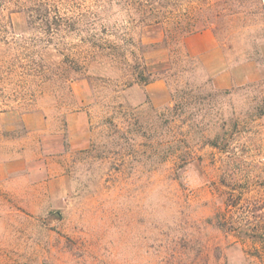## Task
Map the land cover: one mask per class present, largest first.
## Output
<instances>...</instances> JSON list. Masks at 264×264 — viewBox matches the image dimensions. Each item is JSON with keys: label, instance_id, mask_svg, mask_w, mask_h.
Wrapping results in <instances>:
<instances>
[{"label": "rangeland", "instance_id": "374dc122", "mask_svg": "<svg viewBox=\"0 0 264 264\" xmlns=\"http://www.w3.org/2000/svg\"><path fill=\"white\" fill-rule=\"evenodd\" d=\"M76 2L96 11L80 32L0 14V164L30 163L0 170V264H264V238L230 231L264 237V0H179L214 32L228 89L218 58ZM139 64L152 83L131 80Z\"/></svg>", "mask_w": 264, "mask_h": 264}, {"label": "trees", "instance_id": "16d2710c", "mask_svg": "<svg viewBox=\"0 0 264 264\" xmlns=\"http://www.w3.org/2000/svg\"><path fill=\"white\" fill-rule=\"evenodd\" d=\"M109 4L121 6L129 14L138 16L144 28L149 29L148 31L161 30L163 46L169 48L174 54L187 58L190 56L186 52H182L184 38L207 27V21L199 19L193 14L181 12L179 0H117L116 3L109 0ZM98 10L99 12H108L111 8L102 7V9H97V13ZM4 12H9V15L24 13L30 24H35L40 28L44 27L49 32L58 33L83 31L82 23L88 18V15L92 13L93 17H96V11L89 13L76 0H0V14ZM91 25H95V21L91 22ZM141 65L139 64L136 69L140 70ZM157 72L150 71L148 67H145L144 70L137 71L136 77L131 80L134 83L148 85L153 82ZM229 198L234 200L236 196L231 195ZM227 206L228 208L235 207V202ZM223 215L224 213L221 212L218 214L219 225L222 228L226 221ZM230 231L234 232L240 240H251L253 243L263 242L261 240L264 237L258 234L244 233L235 228Z\"/></svg>", "mask_w": 264, "mask_h": 264}, {"label": "crops", "instance_id": "0c3cea01", "mask_svg": "<svg viewBox=\"0 0 264 264\" xmlns=\"http://www.w3.org/2000/svg\"><path fill=\"white\" fill-rule=\"evenodd\" d=\"M183 48L185 52L190 56L194 57L196 59L201 60L202 62H209L214 61V59L218 58L220 60V64L222 65L221 68L216 71L213 75V83L216 86V88L219 89H228L232 87L233 81H232V73L230 72V69L227 66L226 60L223 57V49L221 48L214 32L211 29L203 30L196 32L194 34H191L184 38L183 40ZM29 119H39L40 127L36 129L35 131H32V134H38L41 133L42 126H43V118L37 114H31L25 117V120ZM76 121L75 116L72 117L70 123H73ZM82 133H77L72 131V145L77 146L80 144H85V131L84 128L82 129ZM74 140H77L76 143ZM24 153H22V156H16V159L13 163L10 164H0V170H2L3 173H6L7 175L11 174H18L20 171L19 169H16V166L20 165L22 167L27 168L26 171L29 169V161H24L23 159Z\"/></svg>", "mask_w": 264, "mask_h": 264}]
</instances>
